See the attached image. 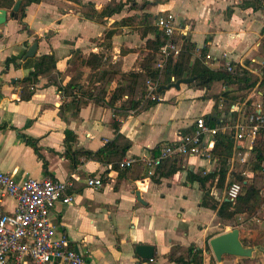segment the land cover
Instances as JSON below:
<instances>
[{
  "label": "crops",
  "instance_id": "crops-1",
  "mask_svg": "<svg viewBox=\"0 0 264 264\" xmlns=\"http://www.w3.org/2000/svg\"><path fill=\"white\" fill-rule=\"evenodd\" d=\"M166 14L175 17V32L194 42L191 59L210 68L235 63L255 74L264 67V0H38L25 5L21 19L8 14L0 25V170L18 180L48 175L69 182L72 200L57 201L51 219L85 264H181L195 248L203 250V264H230L262 252L224 255L219 263L207 250L210 238L233 228L209 207L227 200L215 158L173 157L150 174L141 163L117 165L126 157L156 156L163 143L190 133L198 116L228 123L217 95L225 90L220 83L205 90L192 80L159 90L167 84L148 78L132 84L124 78L156 66L157 19ZM33 42L35 54L27 57ZM41 54H52L55 67L21 95L19 79ZM8 57L16 64L5 63ZM70 81L77 87L66 89ZM255 88L247 97H257ZM67 131L75 139L65 142ZM23 135L35 140L37 151ZM111 141L126 147L111 161L74 153L96 151ZM247 145L235 140L226 183L235 164L250 158ZM94 177L103 184L89 186L87 179ZM6 204L12 208L13 202ZM140 244L153 246L151 258L137 253Z\"/></svg>",
  "mask_w": 264,
  "mask_h": 264
},
{
  "label": "built area",
  "instance_id": "built-area-1",
  "mask_svg": "<svg viewBox=\"0 0 264 264\" xmlns=\"http://www.w3.org/2000/svg\"><path fill=\"white\" fill-rule=\"evenodd\" d=\"M157 27L163 36L156 63L161 68L169 57L179 53L172 39L177 28L175 17L172 14L159 16ZM226 69L231 70L232 65L227 63ZM147 82L153 91L155 86ZM232 110L238 113L237 118L220 129L232 130L234 140L247 141L250 150L264 121L261 103L255 102L253 113L247 116L241 114L237 102L232 104ZM218 130L219 127L210 126L203 116H198L190 133L179 134L176 140L163 143L156 156L126 157L118 162V167L125 169L141 163L150 174L169 158L194 154L210 157L213 137ZM87 184L99 187L103 182L94 177L88 178ZM68 185L69 182L48 175L18 180L12 172L0 170V264H85L83 255L69 245L66 236L57 233L51 219V209L57 201L68 203L72 200L67 194ZM239 191L240 184L230 181L225 190L226 199L233 201ZM7 200L13 202L12 208L7 207Z\"/></svg>",
  "mask_w": 264,
  "mask_h": 264
},
{
  "label": "trees",
  "instance_id": "trees-1",
  "mask_svg": "<svg viewBox=\"0 0 264 264\" xmlns=\"http://www.w3.org/2000/svg\"><path fill=\"white\" fill-rule=\"evenodd\" d=\"M38 0H23L18 11L12 13V17L21 19L24 14V7L29 2H36ZM258 1V0H257ZM15 0H0V8L11 9ZM253 9H258L259 6L253 3ZM158 44L163 40L162 33L158 32ZM173 41L179 48V53L173 57H169L161 68L156 67L155 64L146 69L143 75L137 72H129L125 74L124 78L129 79L133 83H145L148 78L151 81H158V84H168L171 82V77L175 80L185 77H193L194 85L202 89H210L215 83H220L225 87V90L220 92L221 104L223 105V112L229 115V119L232 124L237 118L238 113L232 110V104L237 102L240 104V111L243 116H247L254 111V103L258 98L262 107V115L264 117V67L260 68V73L255 74L247 68L240 67L239 65L232 63V69L227 70L226 67L210 68L199 58L191 59V50L195 44L189 38L174 32L172 36ZM261 51L264 52V37L261 40ZM204 54V51H202ZM14 63V58H6L5 63ZM55 67V58L52 54H41L33 58L32 69L26 76L19 79L22 84V93L33 89L34 84L38 81L42 75H49L52 69ZM190 70V73L188 71ZM132 84L128 87V93L134 92ZM68 87L76 88L77 85L73 81H70L66 85ZM256 87V98L247 97L248 93L252 88ZM145 89L142 88L141 93H145ZM258 93V92H257ZM217 95L214 97L216 98ZM156 102V100H152ZM137 104V102H133ZM204 120L210 126L219 127L218 132L213 137V144L210 149V156L215 158L218 162V170L215 172L218 175V185L223 186L226 181V175L229 168V160L232 155V150L235 147V140L233 138L232 130H222V126L225 125V118L219 116L203 115ZM25 142L33 147L37 151L35 140L29 136L23 135ZM75 139L69 131L66 132L65 142L68 140ZM126 147L122 145L120 148L117 147L114 141L106 143L103 147L96 151L90 150H76L75 154H85L86 157L96 158L100 161H111V157L116 154L123 153ZM118 165V164H117ZM240 166V167H239ZM247 167V170L251 175L247 176L244 174L247 170H241L240 168ZM235 170L230 171V181H236L240 184V191L237 197L231 200H223L219 206L216 204H210L209 207L216 209L217 213L223 221L228 225L235 227L237 223L231 224V221L236 219L239 215H244L245 219L251 217H257L264 204V194L262 193L261 187L254 182L256 174H262L264 172V121L261 124L256 140L251 148L250 158L239 164H235ZM213 175V174H209ZM240 230V241L243 245H257L264 244L261 239L264 236L263 231H256L253 236H244ZM209 251V246H206ZM225 257H230L225 255ZM203 250L195 248L189 250V259L184 260L182 258L181 264H203ZM211 259L214 260L213 257ZM246 259V258H243Z\"/></svg>",
  "mask_w": 264,
  "mask_h": 264
},
{
  "label": "water",
  "instance_id": "water-1",
  "mask_svg": "<svg viewBox=\"0 0 264 264\" xmlns=\"http://www.w3.org/2000/svg\"><path fill=\"white\" fill-rule=\"evenodd\" d=\"M22 0H15L11 10L8 12L5 8H0V25L6 22V18L12 15L13 12L18 11ZM36 42H33L26 52L27 57H32L35 54ZM193 80V77H186L177 79L170 84L160 86V89H166L169 87H179L180 83H187ZM239 228L233 227L220 234H217L210 238L209 247L213 253V256L217 261H222L224 255L248 257L251 255L253 249H259L264 251V246H245L241 243L239 238ZM137 253L145 258H151L153 255V246L147 244H140L136 246Z\"/></svg>",
  "mask_w": 264,
  "mask_h": 264
},
{
  "label": "rangeland",
  "instance_id": "rangeland-1",
  "mask_svg": "<svg viewBox=\"0 0 264 264\" xmlns=\"http://www.w3.org/2000/svg\"><path fill=\"white\" fill-rule=\"evenodd\" d=\"M228 123H231V120L228 119ZM251 156V154H250ZM240 165V163H239ZM240 167V166H239ZM241 170H247V167L240 168ZM246 172V171H245ZM248 172V170H247ZM248 176V175H247ZM228 182V181H227ZM254 182L261 187L262 193L264 194V172L262 174L258 173L254 177ZM228 185V183L223 184V186ZM235 227L242 229V234L244 236H253L256 231H263L264 232V204L258 213L257 217H251L249 219H245L244 215H239L236 217V219L231 221V224H235ZM261 239L264 241V236L261 237ZM264 246V244H261ZM254 246V245H253ZM211 252V251H210ZM227 256V255H226ZM214 257V256H213ZM229 258V257H227ZM221 261H219L220 263ZM230 264H264V251L260 252L258 255L252 257V258H247V259H242V261H230Z\"/></svg>",
  "mask_w": 264,
  "mask_h": 264
}]
</instances>
